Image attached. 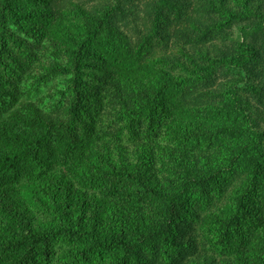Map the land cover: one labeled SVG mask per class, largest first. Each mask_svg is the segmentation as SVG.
I'll list each match as a JSON object with an SVG mask.
<instances>
[{"label": "trees", "instance_id": "1", "mask_svg": "<svg viewBox=\"0 0 264 264\" xmlns=\"http://www.w3.org/2000/svg\"><path fill=\"white\" fill-rule=\"evenodd\" d=\"M0 264H264V0H0Z\"/></svg>", "mask_w": 264, "mask_h": 264}]
</instances>
